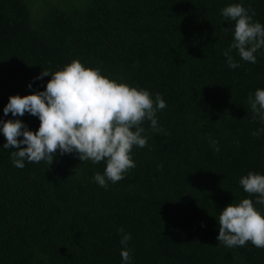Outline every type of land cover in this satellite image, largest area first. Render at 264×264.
Returning a JSON list of instances; mask_svg holds the SVG:
<instances>
[{"label": "trees", "instance_id": "16d2710c", "mask_svg": "<svg viewBox=\"0 0 264 264\" xmlns=\"http://www.w3.org/2000/svg\"><path fill=\"white\" fill-rule=\"evenodd\" d=\"M231 3L264 25V0H0V121L38 130L37 116L4 106L74 59L167 104L162 131L143 122L147 147H133L136 167L107 188L93 179L106 162L75 153L15 167L0 131V264H123L120 228L129 264H264V248L217 241L221 209L255 202L240 178L264 175V120L248 102L264 88V48L255 64L232 49L239 67L228 66L235 22L221 10Z\"/></svg>", "mask_w": 264, "mask_h": 264}, {"label": "clouds", "instance_id": "9594fccd", "mask_svg": "<svg viewBox=\"0 0 264 264\" xmlns=\"http://www.w3.org/2000/svg\"><path fill=\"white\" fill-rule=\"evenodd\" d=\"M221 15L235 22L232 43L223 53L228 66L239 67L230 54L232 49L238 50L243 61L255 64V53L264 48V25L253 21L254 10L242 3H231L221 10ZM48 75L51 79L43 91L11 95L3 108L5 116L11 113L13 117H22L28 113L40 121L36 131L20 119L0 121L6 140L3 148L15 149L11 152L14 166L23 169L25 161H45L51 165L57 152L75 153L83 162H106L103 174L97 172L93 177L98 185L107 188L108 182L114 184L124 179L136 167L131 155L133 147H147L148 138L142 135L143 122L150 121L154 131H162L156 113L167 107L164 99L159 93L153 99L147 89L111 79L99 68L87 67L78 59L52 73L42 70L36 79ZM248 102L252 112L264 120V88L256 89ZM210 145L217 153L220 151L218 141L210 139ZM239 183L249 197L255 196V202L243 198L221 209L217 241L227 248L244 247L249 242L264 248V213L255 207L264 205V175L250 171ZM119 232L124 246L120 255L123 264H129L132 256L127 244L131 234L123 228Z\"/></svg>", "mask_w": 264, "mask_h": 264}]
</instances>
